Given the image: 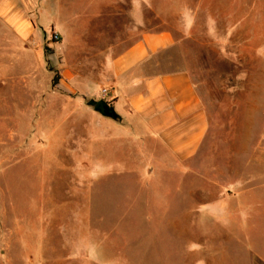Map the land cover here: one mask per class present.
Masks as SVG:
<instances>
[{
  "label": "rangeland",
  "instance_id": "obj_1",
  "mask_svg": "<svg viewBox=\"0 0 264 264\" xmlns=\"http://www.w3.org/2000/svg\"><path fill=\"white\" fill-rule=\"evenodd\" d=\"M3 1L35 37L21 40L0 22V264H264L249 241L218 237L214 220L200 241L201 224L185 226L176 193L139 184L168 179L167 167L142 162L121 118L61 87L66 68L88 72L107 46L130 45L132 26L127 41H97L83 19L79 40L67 20L89 13V0ZM143 3V30L177 37L207 110L205 172L264 160V0ZM218 244L224 254L216 261ZM200 246L213 249L209 261L200 251L190 257Z\"/></svg>",
  "mask_w": 264,
  "mask_h": 264
},
{
  "label": "crops",
  "instance_id": "obj_2",
  "mask_svg": "<svg viewBox=\"0 0 264 264\" xmlns=\"http://www.w3.org/2000/svg\"><path fill=\"white\" fill-rule=\"evenodd\" d=\"M75 1L78 0H70ZM11 5L10 1L0 0V22L16 29L21 40H30L35 35L31 22L17 16ZM57 5L53 12L59 11ZM86 5L89 13L77 18L69 16L67 20L74 36L83 35V19L92 27L88 39L127 41L128 24L136 36H131L132 43L123 48L116 44L107 46L96 56L94 68L89 65L88 72L66 68L61 87L114 106L124 122L121 129L134 138L137 152L142 153V162L150 157L151 165L162 163L173 174L164 180L156 175L145 180L137 178L139 184L156 190L159 183L161 188L176 193L185 226L188 219L190 223L192 218L200 222V241L207 238L205 227L214 220L218 237L231 232L234 239L249 241L264 262V160L227 162L225 167L231 168V173L205 172L201 161L211 125L187 67L189 63L176 49L177 37L171 30H143V0H89ZM104 88L111 92L112 100L103 97ZM166 153L169 159L164 156ZM162 182L169 185L162 187ZM201 248L190 247L188 253L200 251L201 257L209 261L208 252L213 249ZM214 250L219 261L224 248L218 244Z\"/></svg>",
  "mask_w": 264,
  "mask_h": 264
},
{
  "label": "water",
  "instance_id": "obj_3",
  "mask_svg": "<svg viewBox=\"0 0 264 264\" xmlns=\"http://www.w3.org/2000/svg\"><path fill=\"white\" fill-rule=\"evenodd\" d=\"M95 110L101 113L105 117H110L113 119L120 118V115L116 112L114 106L105 100L98 101L95 106Z\"/></svg>",
  "mask_w": 264,
  "mask_h": 264
},
{
  "label": "built area",
  "instance_id": "obj_4",
  "mask_svg": "<svg viewBox=\"0 0 264 264\" xmlns=\"http://www.w3.org/2000/svg\"><path fill=\"white\" fill-rule=\"evenodd\" d=\"M102 93H103V97L105 98V99H107V100H112V94H111V92L108 90V89H106V88H104L103 90H102Z\"/></svg>",
  "mask_w": 264,
  "mask_h": 264
},
{
  "label": "trees",
  "instance_id": "obj_5",
  "mask_svg": "<svg viewBox=\"0 0 264 264\" xmlns=\"http://www.w3.org/2000/svg\"><path fill=\"white\" fill-rule=\"evenodd\" d=\"M89 104H91V105L97 104V101L92 99L89 101Z\"/></svg>",
  "mask_w": 264,
  "mask_h": 264
}]
</instances>
